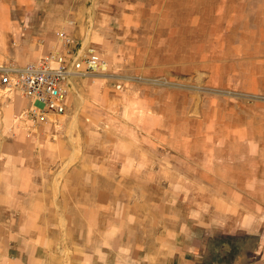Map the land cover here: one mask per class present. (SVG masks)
<instances>
[{"label": "rangeland", "instance_id": "rangeland-1", "mask_svg": "<svg viewBox=\"0 0 264 264\" xmlns=\"http://www.w3.org/2000/svg\"><path fill=\"white\" fill-rule=\"evenodd\" d=\"M77 53L101 61L67 77L57 126L0 84V248L242 264L264 246V0H0V69Z\"/></svg>", "mask_w": 264, "mask_h": 264}, {"label": "built area", "instance_id": "built-area-1", "mask_svg": "<svg viewBox=\"0 0 264 264\" xmlns=\"http://www.w3.org/2000/svg\"><path fill=\"white\" fill-rule=\"evenodd\" d=\"M61 39L65 36L59 33ZM99 61V63H98ZM94 54L75 55L69 64L62 57H45L22 66L0 69V84L5 90H17L28 99V105L18 114V119L31 126H57L58 116L64 113L66 79L80 71L87 72L92 64H100Z\"/></svg>", "mask_w": 264, "mask_h": 264}, {"label": "crops", "instance_id": "crops-1", "mask_svg": "<svg viewBox=\"0 0 264 264\" xmlns=\"http://www.w3.org/2000/svg\"><path fill=\"white\" fill-rule=\"evenodd\" d=\"M16 94V93H15ZM13 94V99L15 100L16 104L13 106L15 109L19 108L20 105L28 104V99L23 97L20 94L15 95ZM26 104V106H27ZM3 238V237H2ZM8 237H4V239L7 240ZM1 240V238H0ZM254 249V250H253ZM251 249L250 254H248L247 260L243 262L242 264H264V246H257L255 248ZM18 248H11V247H5L0 248V264H35L30 261H34V258L31 257L28 253L26 254V257L21 260L17 256ZM42 259L41 262H37L36 264H49V262H45V257H40ZM127 264H142L139 262V260L135 258H128ZM105 264H114V260L112 259H106ZM145 264H195L192 258L188 256L187 254H181V255H172L170 258H167L164 260V262H153V263H145Z\"/></svg>", "mask_w": 264, "mask_h": 264}]
</instances>
